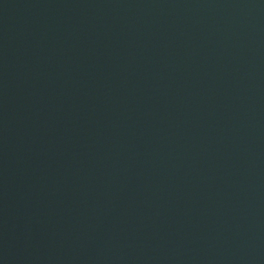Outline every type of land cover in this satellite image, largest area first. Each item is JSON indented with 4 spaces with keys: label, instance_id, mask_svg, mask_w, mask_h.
<instances>
[{
    "label": "water",
    "instance_id": "95a60500",
    "mask_svg": "<svg viewBox=\"0 0 264 264\" xmlns=\"http://www.w3.org/2000/svg\"><path fill=\"white\" fill-rule=\"evenodd\" d=\"M0 264H264V0H0Z\"/></svg>",
    "mask_w": 264,
    "mask_h": 264
}]
</instances>
